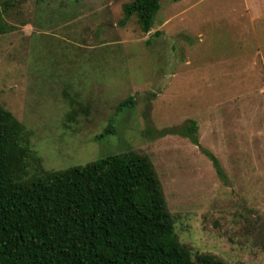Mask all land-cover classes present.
Returning <instances> with one entry per match:
<instances>
[{"label":"rangeland","instance_id":"1","mask_svg":"<svg viewBox=\"0 0 264 264\" xmlns=\"http://www.w3.org/2000/svg\"><path fill=\"white\" fill-rule=\"evenodd\" d=\"M14 1L0 104L46 168L146 154L182 243L264 264V0H161L148 34L120 25L131 0ZM191 120L199 144L181 133Z\"/></svg>","mask_w":264,"mask_h":264},{"label":"trees","instance_id":"2","mask_svg":"<svg viewBox=\"0 0 264 264\" xmlns=\"http://www.w3.org/2000/svg\"><path fill=\"white\" fill-rule=\"evenodd\" d=\"M17 7L0 0V34L12 30L6 16ZM160 8L161 0L128 1L119 23L135 16L148 34ZM132 103L128 98L118 108ZM79 110L72 104L67 118ZM197 132L193 120L181 131L199 144ZM32 138L0 104V264H224L180 241L148 155L128 150L48 169Z\"/></svg>","mask_w":264,"mask_h":264}]
</instances>
